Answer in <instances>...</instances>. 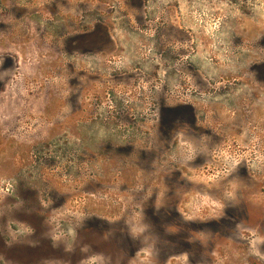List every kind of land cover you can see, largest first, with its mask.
Segmentation results:
<instances>
[{
  "label": "rangeland",
  "instance_id": "374dc122",
  "mask_svg": "<svg viewBox=\"0 0 264 264\" xmlns=\"http://www.w3.org/2000/svg\"><path fill=\"white\" fill-rule=\"evenodd\" d=\"M126 1L0 0V264H9L12 245L44 248L26 264L62 256L81 257L79 264H264V88L249 85L256 73L246 70L264 60V0ZM97 20L116 50L93 60L113 65L125 81L91 83V57L68 53L102 47L85 38ZM140 50L152 53L151 62L134 59ZM185 102L207 129L250 130L258 165L247 169L248 180L231 171L235 144L215 149L201 168L175 155L180 177L171 186L185 194L182 215L160 235L151 217L125 216L133 238L123 234L119 243L121 217L108 212L106 189L117 194L125 181L126 193L113 198L123 203L140 186L164 188L136 154L99 147H129L162 107ZM187 116L170 113L166 128H187ZM128 203L139 210L145 202ZM70 246L76 251L65 252Z\"/></svg>",
  "mask_w": 264,
  "mask_h": 264
},
{
  "label": "flooded vegetation",
  "instance_id": "af4514ba",
  "mask_svg": "<svg viewBox=\"0 0 264 264\" xmlns=\"http://www.w3.org/2000/svg\"><path fill=\"white\" fill-rule=\"evenodd\" d=\"M95 3L97 4L98 2L95 1ZM126 3L138 7H146V5L150 2L147 0H131L126 1ZM95 22L96 24H92L89 31H87L85 34V38L89 46L102 44V47L82 50L78 49L76 46L75 48L69 50L68 53L71 56H85L88 60L91 57L89 60L90 63L97 67L95 71L93 68H91L92 73H90V76L85 77L91 83L100 82L102 85H104L105 82H112L113 84H116L125 81L122 77L115 73L116 68L112 67L113 65H106L105 61H101L100 59L93 60L94 56L102 57L104 54L111 55L116 50L114 48L115 44L112 42L113 38L110 35V28L101 23V20H97ZM106 44L109 47L103 48L106 46ZM150 55H152L150 51L143 52L140 50L135 55L134 59L138 61V63H148L151 62L148 57ZM76 61L78 62V58H76ZM186 65L188 66V64ZM246 68L248 73H256V75H252V81L250 80L249 85H255L256 87L264 88V60L256 62L250 66H246ZM101 73H106L104 76V78L107 79L106 81H103ZM80 76L82 78L86 75L81 73ZM78 77L79 74L76 73L75 84L78 83ZM132 78L133 76L131 75L126 77V79ZM245 104V107H242L241 109L244 111V113H248L247 109L245 108L252 105L253 102L246 99ZM179 109L187 112L188 114L185 120V125H187V128H166L168 123V115H170L172 112L178 111ZM155 123L156 124L153 128L135 130L133 136L130 139L131 142L128 144L129 147H113L109 141H106L101 145V147H99L106 155L110 154L111 148H113L112 152L114 154L120 156L136 154V164L138 167L151 170L149 175L160 174L161 176L158 178V180H160V184L164 188L163 192H157V189L151 188L150 185V187L140 186L136 189L137 191L134 194H131L130 197L123 198V203H118L115 200L113 201V198H118L117 194L122 195L126 193L127 184L125 181V186L113 189L118 191L117 194L114 192L111 194L109 192L110 187L106 189L108 192L105 193V197L110 199L113 204L110 205L108 212H112L113 214H117L121 217L119 220V225H115V230L118 231L119 243H121L123 241L122 239L125 238L123 234L128 233V237L133 238L131 233H133L134 230H132L131 225H128L124 220L125 216H134L139 214L142 216L144 215L146 217H151V220L156 225V233L160 235L164 232V229H166L165 225H168L173 217H180L182 215L180 209L178 208V204H180L179 196H183L185 194L176 196L177 194L173 192V187L171 186L173 180H177L180 177V172L176 174L174 171V169L177 167L176 162H179L178 160L174 161L175 155L177 158L182 159L181 164L184 167L201 168L207 163L212 164V155L216 154L215 149H222L224 146H228V148H230V146L234 147L233 144H235L236 150L238 152V160L235 161L232 166H230V168H232L231 171L239 172L243 179L248 180L247 169L249 167L258 165V163H252L250 160V148L253 149V147H250V143L254 142V140L251 138L250 130H231L237 135L230 136L228 134V130L207 129L202 123V119L196 113L195 109L190 106L188 102H185L182 106L176 105L162 107L161 113L158 115ZM258 141L261 143L263 142L262 139H258ZM189 158H192V160L190 161ZM208 158H210L211 161H208ZM174 175L176 176L174 177ZM184 182L185 180H182V183ZM129 201H144V207L139 210H134L130 208L131 204L128 203ZM169 204L171 206L170 209L167 208ZM162 218H165V220ZM134 238L138 241L136 235H134ZM4 244V242L0 241V249L3 248ZM22 244L23 243H20V245ZM211 247L213 248L214 245L212 244ZM10 249L11 258H9V264H26L27 261L30 262L37 257L39 258V256L34 255L37 250L41 249L43 250L42 253L45 252L44 248H31L29 246L12 245ZM76 249V246H70V250L65 248L64 251L75 252ZM68 258L69 259L65 258V256H62L57 259H53V264H79L80 260L82 261L81 257L78 258L72 256Z\"/></svg>",
  "mask_w": 264,
  "mask_h": 264
},
{
  "label": "built area",
  "instance_id": "2783aa9c",
  "mask_svg": "<svg viewBox=\"0 0 264 264\" xmlns=\"http://www.w3.org/2000/svg\"><path fill=\"white\" fill-rule=\"evenodd\" d=\"M6 187H11L9 184H6ZM7 191V189H6ZM0 192H2V188L0 187Z\"/></svg>",
  "mask_w": 264,
  "mask_h": 264
}]
</instances>
